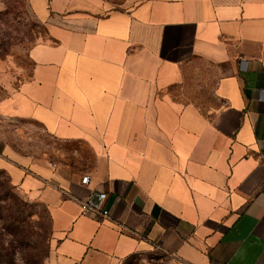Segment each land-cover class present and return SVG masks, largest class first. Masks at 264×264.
I'll return each mask as SVG.
<instances>
[{"label": "crops", "instance_id": "0c3cea01", "mask_svg": "<svg viewBox=\"0 0 264 264\" xmlns=\"http://www.w3.org/2000/svg\"><path fill=\"white\" fill-rule=\"evenodd\" d=\"M27 3L47 36L0 116L90 153L75 168L60 150L0 152L50 210L47 263L264 264V0ZM91 190L110 217L81 212Z\"/></svg>", "mask_w": 264, "mask_h": 264}, {"label": "rangeland", "instance_id": "374dc122", "mask_svg": "<svg viewBox=\"0 0 264 264\" xmlns=\"http://www.w3.org/2000/svg\"><path fill=\"white\" fill-rule=\"evenodd\" d=\"M104 1L119 8L139 0ZM46 36L45 25L31 12L27 0H0V91L13 90L28 78L32 67L29 49ZM5 148L26 157L60 150L75 168L90 161L85 144L56 140L32 120L0 116V152ZM1 170L0 264H48L54 233L50 210L15 187ZM120 264L162 262L157 254H136Z\"/></svg>", "mask_w": 264, "mask_h": 264}, {"label": "built area", "instance_id": "2783aa9c", "mask_svg": "<svg viewBox=\"0 0 264 264\" xmlns=\"http://www.w3.org/2000/svg\"><path fill=\"white\" fill-rule=\"evenodd\" d=\"M89 180L90 177L85 175L81 178V183L87 185ZM73 199L79 203L82 213L100 214L105 217L111 216L110 208L106 204L108 200L106 192L91 190L87 196L83 198L73 196Z\"/></svg>", "mask_w": 264, "mask_h": 264}, {"label": "trees", "instance_id": "16d2710c", "mask_svg": "<svg viewBox=\"0 0 264 264\" xmlns=\"http://www.w3.org/2000/svg\"><path fill=\"white\" fill-rule=\"evenodd\" d=\"M1 172H5V170L2 169ZM134 255H136V254H134ZM134 255H132V256H134ZM132 256H130V257H132Z\"/></svg>", "mask_w": 264, "mask_h": 264}]
</instances>
